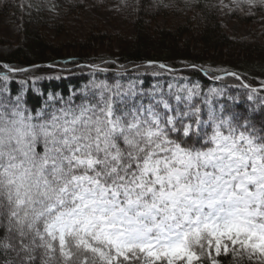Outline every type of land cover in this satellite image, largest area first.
<instances>
[{"label":"snow or ice","instance_id":"1","mask_svg":"<svg viewBox=\"0 0 264 264\" xmlns=\"http://www.w3.org/2000/svg\"><path fill=\"white\" fill-rule=\"evenodd\" d=\"M93 87L51 113L0 101V247L19 264H264V125L195 86Z\"/></svg>","mask_w":264,"mask_h":264},{"label":"trees","instance_id":"2","mask_svg":"<svg viewBox=\"0 0 264 264\" xmlns=\"http://www.w3.org/2000/svg\"><path fill=\"white\" fill-rule=\"evenodd\" d=\"M87 3L95 11L114 4L128 32L93 22L72 33ZM260 15L264 3L258 1L252 12H243L236 7L227 10L223 0H1L0 16L18 26L12 37L0 35V101L15 102L19 97L22 107L35 115L79 105L101 82L165 95L169 85L172 92L195 86L200 92L197 104L208 96L217 101V108L226 105L260 128L264 125ZM226 16L248 27L247 35L233 36L223 21ZM210 89L216 90L215 96ZM249 95L254 99L250 101ZM148 101L145 96L143 102ZM6 225L0 215V239ZM217 260L257 264L255 258L232 253H221ZM0 264H19L16 251L0 247Z\"/></svg>","mask_w":264,"mask_h":264},{"label":"rangeland","instance_id":"3","mask_svg":"<svg viewBox=\"0 0 264 264\" xmlns=\"http://www.w3.org/2000/svg\"><path fill=\"white\" fill-rule=\"evenodd\" d=\"M263 2L264 0H253L252 3H249L248 0H223L224 5L226 6L227 10L232 9L234 7L240 9L241 11L245 12H252L253 5L256 2ZM1 2V0H0ZM260 26L264 27V15H260ZM225 24L229 32L233 36H244L248 33V27L239 25L234 21H229L224 17ZM93 22H98L103 26V28H111L114 30H123L128 32V27L123 23L119 14H117V9L114 4H109L100 11H95L94 7L91 3L86 4V10L83 12L80 20L75 21V24L72 28V33L78 34V32L84 31L85 28L90 26ZM17 23L10 22L6 18L0 16V35L3 37H12L15 35L17 31ZM130 32V31H129ZM223 253V252H221ZM212 257L217 260V256L215 252H212ZM218 261V260H217ZM199 264H211V260L205 256L201 258ZM219 264V262H218Z\"/></svg>","mask_w":264,"mask_h":264}]
</instances>
